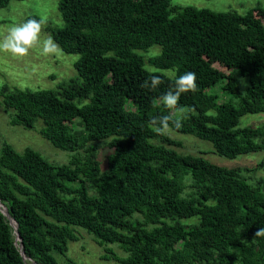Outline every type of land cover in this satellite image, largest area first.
<instances>
[{
    "label": "trees",
    "instance_id": "1",
    "mask_svg": "<svg viewBox=\"0 0 264 264\" xmlns=\"http://www.w3.org/2000/svg\"><path fill=\"white\" fill-rule=\"evenodd\" d=\"M57 7L63 24L49 32L77 56L75 75L55 88L1 85L0 103L11 124L32 128L41 119L40 133L72 155L54 162L1 139L0 264H59L77 226L119 264H264V236L255 235L264 227V177L255 175L264 157L254 166L218 165L177 151L180 142L151 123L170 113L159 97L192 71L198 90L179 105L194 111L171 128L210 141L227 158L264 151V120L240 122L264 113L258 7L173 8L171 0H58ZM153 45L160 51L146 58L141 51ZM151 74L164 83L142 89Z\"/></svg>",
    "mask_w": 264,
    "mask_h": 264
},
{
    "label": "rangeland",
    "instance_id": "2",
    "mask_svg": "<svg viewBox=\"0 0 264 264\" xmlns=\"http://www.w3.org/2000/svg\"><path fill=\"white\" fill-rule=\"evenodd\" d=\"M57 4L58 0H10L7 6L0 7V37L5 35L11 26L25 22L30 15H35L39 20L44 21L41 40L49 36L52 37L49 26H61L63 24ZM185 5L204 7L213 11H236L238 13H244L251 7H258L256 15L264 22V0H171L173 8H181ZM159 51L160 47L153 45L141 53L147 58ZM76 57V55L63 52L60 47L56 55L50 56L41 55L39 47L31 50L29 55L23 58L0 53V86L8 84L18 88H55L62 80L75 75L74 61ZM219 67L221 68V66ZM224 70L226 71V69ZM164 71L170 75L173 74L171 71ZM240 78L245 79L244 77ZM208 87L210 88L209 84ZM171 112L178 116L176 110H171ZM263 120L264 113L246 114L241 117L240 122L242 125L259 124ZM42 126L41 119H38L32 128L11 124L8 114L4 112L0 103V141L3 139L10 143L18 152L30 147L54 162L68 161L72 152L62 150L51 144L40 133ZM165 134L180 142V145H173L177 151L203 156L218 165L228 167L236 165L254 166L264 157V151L259 150L243 153L235 158H227L217 154L212 143L208 140L178 132L171 127ZM109 152V148H104L100 155L103 167L106 166V155ZM255 175L264 177V168L258 169ZM193 220L195 218L184 219L183 221L190 223ZM75 230L79 237L77 240L69 241L66 256L57 255L59 264H119L113 259L103 257L104 246L98 244L92 234L79 226L75 227ZM108 245L118 254H124L115 244Z\"/></svg>",
    "mask_w": 264,
    "mask_h": 264
},
{
    "label": "clouds",
    "instance_id": "3",
    "mask_svg": "<svg viewBox=\"0 0 264 264\" xmlns=\"http://www.w3.org/2000/svg\"><path fill=\"white\" fill-rule=\"evenodd\" d=\"M44 21L30 18L23 23L11 26L5 35L0 37V53L11 54L16 58H23L29 55L30 51L39 47L43 56L56 55L59 52V45L52 37L41 40ZM164 80L160 75L151 74L145 79L140 87L150 91L157 90ZM198 90L196 73L187 71L177 76L168 91L160 97L163 106L170 110L169 115L154 117L151 123L155 126L158 134H164L170 127L179 128L182 120L190 118L194 111L191 107L180 106L179 100L182 94L196 92ZM171 110H176L178 116H173ZM264 236V227H261L255 234Z\"/></svg>",
    "mask_w": 264,
    "mask_h": 264
},
{
    "label": "water",
    "instance_id": "4",
    "mask_svg": "<svg viewBox=\"0 0 264 264\" xmlns=\"http://www.w3.org/2000/svg\"><path fill=\"white\" fill-rule=\"evenodd\" d=\"M2 211V210H1ZM3 212V211H2ZM4 213V212H3ZM5 214V213H4Z\"/></svg>",
    "mask_w": 264,
    "mask_h": 264
}]
</instances>
